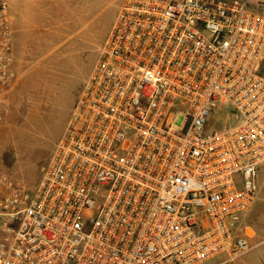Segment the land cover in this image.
Instances as JSON below:
<instances>
[{
  "label": "built area",
  "instance_id": "obj_1",
  "mask_svg": "<svg viewBox=\"0 0 264 264\" xmlns=\"http://www.w3.org/2000/svg\"><path fill=\"white\" fill-rule=\"evenodd\" d=\"M250 4L123 0L37 186L0 185V264H206L252 249L264 14Z\"/></svg>",
  "mask_w": 264,
  "mask_h": 264
},
{
  "label": "rangeland",
  "instance_id": "obj_2",
  "mask_svg": "<svg viewBox=\"0 0 264 264\" xmlns=\"http://www.w3.org/2000/svg\"><path fill=\"white\" fill-rule=\"evenodd\" d=\"M249 1L252 11L264 14V0ZM122 2L10 0L11 60L6 66L0 64L3 189L11 184L14 190L31 194L37 186ZM186 122L179 113L174 126L183 129ZM228 125H234L233 118L224 127ZM258 184L256 203L244 222L259 231L255 240L264 241V164ZM263 249L264 245L231 261L221 255L206 264H264V254L257 256Z\"/></svg>",
  "mask_w": 264,
  "mask_h": 264
},
{
  "label": "crops",
  "instance_id": "obj_3",
  "mask_svg": "<svg viewBox=\"0 0 264 264\" xmlns=\"http://www.w3.org/2000/svg\"><path fill=\"white\" fill-rule=\"evenodd\" d=\"M257 199V198H256ZM256 201V200H255ZM255 203L256 202H254V205H255ZM253 205V206H254ZM262 205H260V207H261ZM256 207H257V209L259 208V202H257V205H256ZM255 207V208H256ZM253 208V207H252ZM252 210V209H251ZM247 222V221H246ZM247 231H248V234L250 235V238H249V240H250V243H251V245H252V249L250 250V253L253 251V250H255V249H258V248H261V247H263V245H264V241H258V240H255L254 239V237L259 233V231L258 230H256V229H253V227H251V226H249L248 224H247ZM249 253V254H250ZM263 254H264V249L263 250H261L259 253H258V255L257 256H263ZM256 255L254 256V257H257ZM252 259V258H251ZM250 259V260H251ZM249 260V261H250Z\"/></svg>",
  "mask_w": 264,
  "mask_h": 264
},
{
  "label": "trees",
  "instance_id": "obj_4",
  "mask_svg": "<svg viewBox=\"0 0 264 264\" xmlns=\"http://www.w3.org/2000/svg\"><path fill=\"white\" fill-rule=\"evenodd\" d=\"M261 74L264 75V64H263L262 69H261Z\"/></svg>",
  "mask_w": 264,
  "mask_h": 264
}]
</instances>
